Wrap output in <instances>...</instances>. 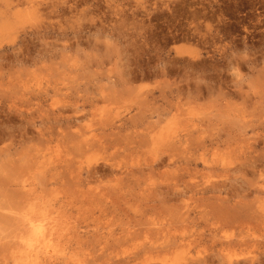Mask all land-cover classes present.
I'll list each match as a JSON object with an SVG mask.
<instances>
[{
	"label": "rangeland",
	"instance_id": "obj_1",
	"mask_svg": "<svg viewBox=\"0 0 264 264\" xmlns=\"http://www.w3.org/2000/svg\"><path fill=\"white\" fill-rule=\"evenodd\" d=\"M0 264H264V0H0Z\"/></svg>",
	"mask_w": 264,
	"mask_h": 264
},
{
	"label": "bare ground",
	"instance_id": "obj_2",
	"mask_svg": "<svg viewBox=\"0 0 264 264\" xmlns=\"http://www.w3.org/2000/svg\"><path fill=\"white\" fill-rule=\"evenodd\" d=\"M36 227H37V226H36ZM36 227L34 228L36 232L38 231L37 229H39V230L41 229V227H39V228H37V229H36ZM32 229H33V228H32ZM38 235H39V233H38ZM38 235H37V236H38ZM41 237H42V236H41ZM43 238H44V236L42 237V239H43ZM37 243H38V242H37Z\"/></svg>",
	"mask_w": 264,
	"mask_h": 264
}]
</instances>
